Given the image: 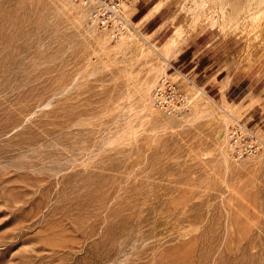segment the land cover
Returning a JSON list of instances; mask_svg holds the SVG:
<instances>
[{"label": "rangeland", "instance_id": "rangeland-1", "mask_svg": "<svg viewBox=\"0 0 264 264\" xmlns=\"http://www.w3.org/2000/svg\"><path fill=\"white\" fill-rule=\"evenodd\" d=\"M125 11L114 44L71 0H0V264H264V0ZM164 77L187 110L153 107Z\"/></svg>", "mask_w": 264, "mask_h": 264}, {"label": "built area", "instance_id": "built-area-1", "mask_svg": "<svg viewBox=\"0 0 264 264\" xmlns=\"http://www.w3.org/2000/svg\"><path fill=\"white\" fill-rule=\"evenodd\" d=\"M88 13L89 25L114 44L132 38L135 28L127 16L125 4L128 0H71ZM151 103L155 109L180 113L190 107V101L176 82L164 77L152 93ZM263 143L254 129L240 122L233 123L228 133V150L235 160L256 157Z\"/></svg>", "mask_w": 264, "mask_h": 264}, {"label": "crops", "instance_id": "crops-1", "mask_svg": "<svg viewBox=\"0 0 264 264\" xmlns=\"http://www.w3.org/2000/svg\"><path fill=\"white\" fill-rule=\"evenodd\" d=\"M158 4H159V2L153 4L150 8H148L147 13H146V15L144 16V18H146V17L148 16L146 19H148V18L150 17V20H152V18H154V16H156V15L158 14V12H157L156 14H153V15H152L153 10L156 8V6H157ZM144 18H142V20H144ZM187 52H189V51L184 50L183 53H181V55L178 57L177 60H178V61H181V58H185ZM192 53H193V52H192ZM196 58H197V57H196ZM196 58H193V59L190 60V64H194V65H196V66H193V67L191 68V70H189V72H187V75H189L192 71H194V70L196 69L197 64H198L197 60H195ZM186 62H187L186 60H185V62H183V63H185V64L182 65V68H185V67H186ZM205 70H206V69H205ZM223 73H224V71H221V72H220V74H223ZM190 75H191V74H190ZM237 77H238V74H237L236 71H235V72L230 71V73H228V75H227V77H226L225 79L228 80L229 85L231 86L232 84H234V81H233V80H234L235 78H237ZM219 87H221V84L219 85Z\"/></svg>", "mask_w": 264, "mask_h": 264}]
</instances>
